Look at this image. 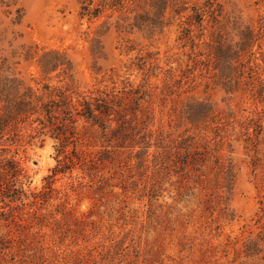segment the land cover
I'll return each instance as SVG.
<instances>
[{"label": "rangeland", "instance_id": "obj_1", "mask_svg": "<svg viewBox=\"0 0 264 264\" xmlns=\"http://www.w3.org/2000/svg\"><path fill=\"white\" fill-rule=\"evenodd\" d=\"M12 1L24 17L20 25H12L0 8V61L6 58L26 84H69L53 76L42 78L30 62L13 65L17 61L13 53L28 46L66 51L74 64L72 85L84 93L110 90L112 72L136 87L142 76L127 67L146 52L158 53L164 69L166 58H179L185 69L187 49L175 41L176 25L148 40L145 34L117 28L116 14L92 22L81 19V0ZM187 1L190 6L204 0ZM217 1L255 28L264 22V0ZM93 39L103 48V57L97 60L90 52ZM256 57L264 78V65L259 54ZM170 65L176 68V63ZM147 84L151 98L140 104L139 117L148 119L143 125L133 122L139 135H151L146 153L139 157L144 150L128 138L133 133L129 129L117 148L109 131L102 133L79 121L77 130L84 133L80 149L106 152L109 159L92 180L79 170L58 175L43 206H27L7 217L9 208H1L0 202V239L8 241L0 250V264H264V105L246 93L227 94L198 71L183 77L179 85L165 81L163 75ZM191 100L208 103L213 122L190 124L182 110ZM249 120L256 130L262 128L261 135L256 137L252 127L245 130ZM31 133L23 129L22 143L7 154L23 170L26 195L43 189L60 160L54 140L29 141ZM184 141L188 149H176ZM229 161L234 178L227 189L218 163ZM27 212L43 217L42 223L28 224ZM14 222L27 228H17ZM249 240L259 251L252 257L244 254Z\"/></svg>", "mask_w": 264, "mask_h": 264}, {"label": "trees", "instance_id": "obj_2", "mask_svg": "<svg viewBox=\"0 0 264 264\" xmlns=\"http://www.w3.org/2000/svg\"><path fill=\"white\" fill-rule=\"evenodd\" d=\"M3 14L10 17L12 25H20L24 17L23 10L17 8L12 0H0ZM116 14V27L128 33L139 32L145 34L148 40L155 36H163L165 32L176 25V42L183 54L181 69L178 59H165L166 69L158 64V53L146 52L138 54L127 67L128 71H137L142 76V83L133 87L127 79L115 72L108 77L113 85L110 90H95L80 92L73 83L74 64L66 51L58 49L38 48L37 46L21 47L12 58L32 63L42 78L54 77L59 82L68 80L69 84L55 86L39 84L32 86L15 73L6 58L0 61V202L1 208H9L5 213L11 216L14 210L22 211L25 207L43 206L50 199L54 190L52 184L58 175L71 174L79 170L83 178H94L100 166L109 159L106 152H92L82 150L84 133L77 130L79 121L98 127L102 133L109 131L121 147L120 141L128 137L124 133L129 129L130 139L134 145L144 150L149 148L151 135L136 130V123H146L139 117L140 104L151 98L147 82L151 78L163 75L164 80L179 85L182 78L189 73L198 71L205 74L227 94L237 92L246 93L253 102L264 105V78L260 76L262 66L257 63L256 54L264 65V22L255 28L251 23H244L241 18L232 16L225 6L217 0H204L201 4L190 5L187 0H81L79 16L88 21L99 20L103 15L111 19ZM105 24V23H104ZM128 52L133 51L128 48ZM91 55L94 60L103 57V48L98 39H93ZM172 61V62H171ZM176 63V68L170 65ZM176 71L180 75H176ZM95 74L100 70L94 67ZM178 76L180 79H175ZM120 84V88H116ZM40 85V86H39ZM190 124H198L211 120L212 108L208 103L191 100L182 110ZM115 127H112V125ZM252 120L245 130L253 128ZM254 125V124H253ZM254 125L255 136L261 135L262 128ZM83 128V127H82ZM29 130V141L38 139L40 142L47 137L57 143V164L51 174L45 178V186L38 193L26 195L23 190L25 175L17 161L7 157L10 147L22 143L21 131ZM110 141V140H109ZM176 149H188L186 141ZM134 147V146H132ZM201 155V153H198ZM194 154V155H198ZM196 158H193V160ZM175 163V162H174ZM218 163V162H216ZM223 170L226 187L232 183L233 165L218 163ZM82 178V179H83ZM78 182V181H77ZM69 185V190L72 189ZM67 196V195H66ZM24 199H29L26 204ZM19 202L12 207L10 204ZM65 201L61 207L65 208ZM224 214L230 218L231 215ZM29 223H42L43 217H37L35 212H27ZM21 216V214H20ZM232 218H230L231 220ZM17 228H27L14 222ZM10 239V238H9ZM5 239H0V250H4ZM8 243V241H7ZM257 243L252 240L244 244V254L252 257L259 253Z\"/></svg>", "mask_w": 264, "mask_h": 264}]
</instances>
